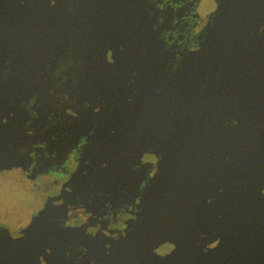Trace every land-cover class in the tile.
<instances>
[{
  "label": "water",
  "instance_id": "95a60500",
  "mask_svg": "<svg viewBox=\"0 0 264 264\" xmlns=\"http://www.w3.org/2000/svg\"><path fill=\"white\" fill-rule=\"evenodd\" d=\"M219 1L205 44L190 61L199 66L179 96L182 105L153 120L164 129L168 147L134 224L125 232L96 235L88 234L86 225H69L79 210L96 217L114 205L118 192L129 199L145 178L146 168L137 172L135 163L146 149L152 121L135 125L121 109L122 116L106 119L104 127L121 129L120 143L112 141L105 157L85 158L64 192L28 229L0 233V264L264 259V0ZM137 128L141 132L135 135ZM24 136L12 120L0 124V171L24 166Z\"/></svg>",
  "mask_w": 264,
  "mask_h": 264
},
{
  "label": "flooded vegetation",
  "instance_id": "af4514ba",
  "mask_svg": "<svg viewBox=\"0 0 264 264\" xmlns=\"http://www.w3.org/2000/svg\"><path fill=\"white\" fill-rule=\"evenodd\" d=\"M219 3L0 0V124L12 120L28 152L24 166L0 171V233L28 229L85 158L105 157L120 143L121 129L104 127L106 119L122 116L121 109L135 125L152 121L135 163L137 172L146 168L145 178L129 199L118 192L114 205L96 217L79 210L69 225H86L96 235L125 232L134 224L168 147L164 129L153 120L182 105L179 96L199 66L190 61L205 44ZM8 91L14 95L5 96ZM106 132L115 137L106 139Z\"/></svg>",
  "mask_w": 264,
  "mask_h": 264
}]
</instances>
